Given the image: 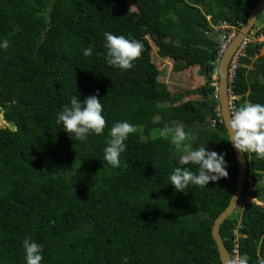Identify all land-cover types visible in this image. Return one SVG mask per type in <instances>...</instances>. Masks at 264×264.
Instances as JSON below:
<instances>
[{
	"label": "trees",
	"instance_id": "obj_1",
	"mask_svg": "<svg viewBox=\"0 0 264 264\" xmlns=\"http://www.w3.org/2000/svg\"><path fill=\"white\" fill-rule=\"evenodd\" d=\"M259 1L131 0V11L127 0H0V39L9 41L0 50V264H26V238L43 245L42 264H123L124 257L128 264H221L211 229L234 193L238 164L213 80L228 33L215 28L239 31ZM105 31L143 43L132 69L106 63ZM252 32L264 37V26ZM149 40L174 72L198 67L206 81L185 90L193 98L175 97L159 82ZM263 47L247 44L239 60L233 112L246 102L264 104ZM97 92L104 132L73 141L57 114L73 95ZM124 120L137 130L113 168L104 161L106 140ZM179 124L196 137L193 147L207 143L225 153L226 178L181 192L168 184L185 153L162 130ZM243 155V193L254 189L264 203V159ZM238 222L239 255L264 262V206L245 205L221 225L228 252Z\"/></svg>",
	"mask_w": 264,
	"mask_h": 264
},
{
	"label": "clouds",
	"instance_id": "obj_2",
	"mask_svg": "<svg viewBox=\"0 0 264 264\" xmlns=\"http://www.w3.org/2000/svg\"><path fill=\"white\" fill-rule=\"evenodd\" d=\"M237 32H234V36ZM103 36L105 39L104 48L106 49V54L104 55V59L106 63L122 71L132 69L134 67V61L141 56L143 43L130 36L114 35L109 31H105ZM231 40L227 43L225 49L230 44ZM246 40L247 39H245L243 43ZM243 43L232 56L231 61L234 59ZM250 43L254 42L250 41ZM8 48L9 41L7 39H0V50H7ZM225 49L222 50L220 44L217 66ZM245 50L246 47L243 50L242 56L238 58L234 75L236 69L240 66L239 60L244 56ZM92 51L91 48H85L84 55L90 56L92 55ZM231 61L228 67L229 81ZM215 75L216 77H213V79H217L218 83L217 70ZM234 75L229 85H231ZM235 97L236 96H233L232 100L229 99L232 118L228 121L227 127L230 141L239 151L243 153H255L258 159H264V104L246 102L242 107H239L233 112L234 108L232 107V103L235 102ZM216 98L218 100V94ZM0 120H2L4 125L6 124L1 114ZM57 123L62 125L63 131L67 132L73 141L87 142L91 134H103L106 119L103 114L101 99H98V92L87 96L83 100L79 99L77 95H73L70 98V102L63 105L62 109L58 112ZM136 130V126L129 123L127 120L117 121L113 124L109 131V138L106 140V147L104 149V161H106L108 165L113 168H119L121 166L120 157L127 147L125 142L129 135L136 132ZM162 131L164 135H170L171 142L182 153H185V155H181L179 158L178 163L180 166L175 167L169 177L170 182L168 184H171L177 192L188 190L190 186L207 187L209 182L214 183L228 176V164L225 160V153H218L217 151L208 149L206 147L207 143L198 147H193V141H195L196 137H194L191 132H186L183 124H179L175 127L165 126ZM188 164L195 165V171L189 167H182ZM246 181L251 183L250 177H247ZM253 193L254 189L252 193L248 194V197L254 201L263 203L254 198L251 195ZM246 194L247 193H242V197L232 216H237L244 210L245 205L242 207L240 204ZM246 205L259 208L255 206L253 202ZM238 225L240 226L239 222L237 226ZM239 237H242L241 234ZM22 246L26 264H42L44 259L43 245L36 243L31 240V238H26L23 240ZM249 260L250 257L245 253L231 259L229 264H249ZM123 264H128L127 257L123 258Z\"/></svg>",
	"mask_w": 264,
	"mask_h": 264
},
{
	"label": "water",
	"instance_id": "obj_3",
	"mask_svg": "<svg viewBox=\"0 0 264 264\" xmlns=\"http://www.w3.org/2000/svg\"><path fill=\"white\" fill-rule=\"evenodd\" d=\"M264 9V0H260L258 4L255 6L251 14L248 16V19L240 30L236 33V35L231 40L230 44L227 46L225 51L223 52L218 66H217V94H218V104H219V112L222 119V123L227 132V136L229 139V143L232 146L235 158L238 164V175L236 179V185L234 193L231 196L228 206L225 210L215 219L212 229H211V237L216 245L217 252L219 255V259L221 264L229 263V253L226 249L221 237H220V227L221 225L232 216L233 212L236 210L237 205L242 197L243 193V185L245 181V172L247 169V162L244 158L243 152L236 149L229 137V130L227 127L228 121L232 118L231 108L229 103V79H228V67L231 61L232 56L235 54L239 46L245 40L247 34L252 30L254 25L257 22L258 17ZM11 131H14L10 128Z\"/></svg>",
	"mask_w": 264,
	"mask_h": 264
},
{
	"label": "rangeland",
	"instance_id": "obj_4",
	"mask_svg": "<svg viewBox=\"0 0 264 264\" xmlns=\"http://www.w3.org/2000/svg\"><path fill=\"white\" fill-rule=\"evenodd\" d=\"M127 4H128L129 9L131 11H134V6H133L131 0H127ZM254 26L259 28V29L263 28L264 20H260L259 22L257 21L256 25H254ZM217 32L231 33L228 30H219ZM234 32H236V30H234ZM245 39L254 42V44L255 43H263L264 44V37L263 36L255 37L252 30L247 34ZM149 44L151 46L152 62L155 64V66L159 70L158 80H159V82H163L167 86L168 91L170 93H172L175 97H177L180 94H184L185 90H193V89H195L201 85L202 86L204 85L206 78L204 76L199 75L198 67H192V68H189L188 70H185L183 72H174L172 70L173 61L171 59H168V58H160L157 54V48L152 44V42L150 40H149ZM260 54L264 55V47L260 50ZM236 65H237V60H236ZM231 78L232 77L230 75V82H231ZM229 90H230V85H229ZM232 97H233V95L231 94V92H229V99L232 100ZM191 98H193L192 95H187L186 93L183 95V100H185V101H187ZM234 100H235V102H237L239 100V98L235 97ZM0 125H3L2 120H0ZM262 182L264 183V175L262 178Z\"/></svg>",
	"mask_w": 264,
	"mask_h": 264
},
{
	"label": "built area",
	"instance_id": "obj_5",
	"mask_svg": "<svg viewBox=\"0 0 264 264\" xmlns=\"http://www.w3.org/2000/svg\"><path fill=\"white\" fill-rule=\"evenodd\" d=\"M218 30H231V33H228L227 36L225 38H223V41L221 43V49L224 50L227 43L232 39V37L234 36V30H236L234 27L230 28L227 24H220L219 27L215 28V31H218ZM247 43H250L249 40H246L243 45L241 46V48L239 49V51L236 53L234 59H232L231 61V68L229 69V73L231 75V77L234 75V70L236 68V60L238 61V58L242 56V53H243V50L245 49ZM253 192V189H249V193H252ZM248 193L243 197V201L242 203L240 204V206H244L250 202H253L255 206H258V207H261V206H264L263 203H259L257 201H254L252 199H250L248 197ZM239 228L240 226H236L235 227V230L233 232V238L231 240V244H232V247H231V251L228 252L229 253V261L231 259H234L235 257L237 256H240L239 255V250H238V239L240 238V234H239ZM229 264V263H228ZM259 264H264V262H260Z\"/></svg>",
	"mask_w": 264,
	"mask_h": 264
}]
</instances>
